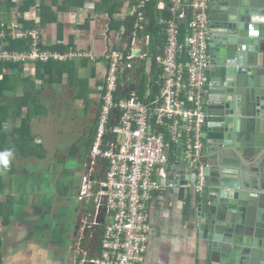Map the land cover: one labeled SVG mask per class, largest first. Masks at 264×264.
Returning <instances> with one entry per match:
<instances>
[{
    "label": "crops",
    "instance_id": "0c3cea01",
    "mask_svg": "<svg viewBox=\"0 0 264 264\" xmlns=\"http://www.w3.org/2000/svg\"><path fill=\"white\" fill-rule=\"evenodd\" d=\"M25 1L0 0V26L22 24L39 31L45 49H79L96 58L50 62L63 65L40 72L38 66L45 64H20L0 71V80L7 81L0 97V264H91L100 255L103 234V226L95 222L97 202L79 201L82 177L69 178L60 170L63 158L56 152L61 147L57 142L64 137L65 124L71 120L76 124L72 101L81 105L87 96L100 98L104 57L125 43L140 1L57 0L52 4L46 0L51 6L44 16L38 10L41 0H36L30 13H22ZM168 2L158 4L160 27L165 26ZM158 36L163 40L164 30ZM159 51L158 47L155 52ZM132 78L123 76L125 92L136 89ZM24 123L29 130L18 136ZM4 153H9L7 162ZM177 153L176 145L172 159ZM190 201L189 190L178 187L150 201L145 264H205L207 249L191 221ZM79 225L86 234L84 244L77 247L74 236Z\"/></svg>",
    "mask_w": 264,
    "mask_h": 264
},
{
    "label": "built area",
    "instance_id": "2783aa9c",
    "mask_svg": "<svg viewBox=\"0 0 264 264\" xmlns=\"http://www.w3.org/2000/svg\"><path fill=\"white\" fill-rule=\"evenodd\" d=\"M139 1L134 12L136 28L144 29L147 1ZM168 4L170 17L165 20L166 47L162 54L154 60L149 52L150 35L140 39L134 32L121 48L109 50L103 60L106 75L99 88L102 107L78 197L80 202H97L95 222L103 226L100 255L91 264H145L151 232L148 204L177 188L168 171L173 159L166 133L176 144L183 135L187 161L197 173L196 189L201 190L204 184V164L197 161L204 145L209 0H169ZM184 24L188 34L182 41ZM10 39L27 40L30 50L5 49ZM95 58L93 53L79 49H45L39 31L22 24L0 28V65ZM143 64L146 76L155 80L157 92L151 95L154 90L150 85L143 96L136 89L125 92L123 76H133L137 82ZM107 136L116 140H107Z\"/></svg>",
    "mask_w": 264,
    "mask_h": 264
},
{
    "label": "water",
    "instance_id": "95a60500",
    "mask_svg": "<svg viewBox=\"0 0 264 264\" xmlns=\"http://www.w3.org/2000/svg\"><path fill=\"white\" fill-rule=\"evenodd\" d=\"M204 184L181 134L170 179L188 189L205 264H264V0H210ZM173 148L169 150L172 156ZM79 227L74 239L84 244Z\"/></svg>",
    "mask_w": 264,
    "mask_h": 264
},
{
    "label": "trees",
    "instance_id": "16d2710c",
    "mask_svg": "<svg viewBox=\"0 0 264 264\" xmlns=\"http://www.w3.org/2000/svg\"><path fill=\"white\" fill-rule=\"evenodd\" d=\"M42 2L40 3V6H38V10L42 13V15L44 16L45 13L47 12V10H50L49 7L51 5H48L46 0H41ZM52 4L56 3L57 0H51ZM54 1V2H53ZM160 0H150L146 2V6L145 9L143 10L146 18H150L151 19V23L150 24H146L144 23V29H140V28H136L137 25V15H134L131 19H130V23L128 24V29H127V38L126 40L128 41L129 37L134 33L137 32L138 36L140 39H142L143 37H145L147 34L150 35L151 37V44H150V50H151V55H153L152 58H154L159 54H162L165 50L166 47V38L164 35V38L162 40V38H160L158 36L160 31H163L164 27H160L157 24V15H158V4H159ZM169 1V0H168ZM169 3V2H168ZM36 7V0H26L25 3L23 4L22 8L20 9V11L22 13H26L29 12ZM2 9H3V5L0 3V17H1V13H2ZM168 15L165 17V20L169 19L170 17V13L169 10L167 11ZM27 26V25H26ZM31 26V25H30ZM28 28H31L29 26H27ZM1 28V26H0ZM188 34V26L187 24H184L182 27V34H181V40L185 41L186 36ZM27 40H23V41H19V40H9L8 44L6 45L5 49L9 50V51H29V47L28 44L26 42ZM160 48L159 53L155 52V50L157 48ZM54 50H59V51H64L66 50L63 47H56L53 48ZM145 64V63H144ZM142 65L140 72L138 73V77H137V82L136 83V90L143 96L145 94V91L147 90L148 86L150 85V90L153 89L154 91L151 90V95H153L155 92H157L158 87L155 85V80L151 79L149 80V78L146 76L145 74V65ZM19 64H14V63H10V64H3L0 65V71L6 70V69H12L14 66H18ZM63 64H57V63H50L45 64V65H39L38 66V72H40V70H42L43 68L49 69V68H54L55 66H62ZM1 75V74H0ZM7 83L5 77L3 80H0V97L3 96L4 90L2 91V87ZM103 84V83H102ZM102 84L99 85L102 86ZM99 91V89H98ZM99 95L101 98V92L99 91ZM185 100V97H184ZM102 107V101L100 103V109ZM40 112V111H39ZM99 116V115H98ZM98 117L95 120L94 126H93V133L91 136V139L89 141V143L87 144L88 150H87V154L89 155L91 152V149L95 143V137H96V130L98 128ZM2 126H3V121H0V132L2 130ZM25 130L28 132L29 130V126L27 125V123H24V126L22 129L17 131L18 136H24L25 134ZM20 134V135H19ZM29 134V133H28ZM16 135V134H15ZM107 140H112L115 141L116 137L115 136H107ZM166 142L170 143L171 148H175L176 147V143H174L171 140V136L166 133ZM2 152V151H0ZM40 158H44L43 154H39ZM0 184H1V177H0ZM1 245V242H0Z\"/></svg>",
    "mask_w": 264,
    "mask_h": 264
},
{
    "label": "rangeland",
    "instance_id": "374dc122",
    "mask_svg": "<svg viewBox=\"0 0 264 264\" xmlns=\"http://www.w3.org/2000/svg\"><path fill=\"white\" fill-rule=\"evenodd\" d=\"M84 100L81 101V103L83 102L81 105L75 100L72 101L76 113L72 111L71 115H75L76 124L72 123V120L65 124L64 137L62 139L60 137L61 141L57 142L61 147L56 152H59L61 158H63L60 170L69 178H72L73 175L81 178L82 174L85 173V167L88 162L86 140L90 134L89 129L95 123L101 110V98L96 97L95 99H91L87 96Z\"/></svg>",
    "mask_w": 264,
    "mask_h": 264
},
{
    "label": "flooded vegetation",
    "instance_id": "af4514ba",
    "mask_svg": "<svg viewBox=\"0 0 264 264\" xmlns=\"http://www.w3.org/2000/svg\"><path fill=\"white\" fill-rule=\"evenodd\" d=\"M209 2H210V0H209ZM210 7V6H209ZM210 24H211V21H210V16H209V29H210ZM209 29H208V34H209ZM210 40H211V38H210V36H209V49H210ZM209 58H210V56H209ZM210 63V62H209ZM210 66V65H209ZM209 66H208V68H209ZM207 77H208V72H207ZM92 128L93 127H91V130H90V134H89V137L91 136V133H92ZM89 143V138L86 140V145ZM89 159V158H88Z\"/></svg>",
    "mask_w": 264,
    "mask_h": 264
},
{
    "label": "clouds",
    "instance_id": "9594fccd",
    "mask_svg": "<svg viewBox=\"0 0 264 264\" xmlns=\"http://www.w3.org/2000/svg\"><path fill=\"white\" fill-rule=\"evenodd\" d=\"M9 155V153H4L3 154V157H4V159H5V162H7V156ZM88 158H89V155H88Z\"/></svg>",
    "mask_w": 264,
    "mask_h": 264
}]
</instances>
